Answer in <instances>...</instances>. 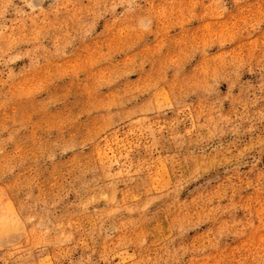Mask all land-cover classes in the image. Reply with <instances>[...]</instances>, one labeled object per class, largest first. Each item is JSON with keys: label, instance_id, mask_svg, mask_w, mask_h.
Instances as JSON below:
<instances>
[{"label": "rangeland", "instance_id": "1", "mask_svg": "<svg viewBox=\"0 0 264 264\" xmlns=\"http://www.w3.org/2000/svg\"><path fill=\"white\" fill-rule=\"evenodd\" d=\"M0 264H264V0H0Z\"/></svg>", "mask_w": 264, "mask_h": 264}]
</instances>
